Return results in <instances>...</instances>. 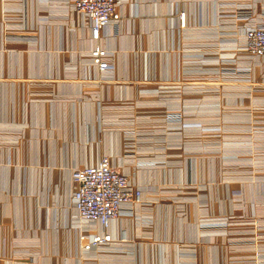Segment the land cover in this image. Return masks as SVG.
<instances>
[{
    "label": "crops",
    "instance_id": "1",
    "mask_svg": "<svg viewBox=\"0 0 264 264\" xmlns=\"http://www.w3.org/2000/svg\"><path fill=\"white\" fill-rule=\"evenodd\" d=\"M70 1L0 0V264H264V241L218 235L213 221L232 202L219 196L214 156L187 142L214 132L217 113L203 114V99H138L158 85L249 87L261 65L236 70L235 55L212 49L231 40L219 13L248 5L247 19L263 20L264 0H117L120 22L96 41ZM96 44L109 53L108 75L90 63ZM214 54L225 58L216 66ZM103 153L144 201L111 223L126 241L80 250L71 170ZM201 179L205 188L176 199L178 184Z\"/></svg>",
    "mask_w": 264,
    "mask_h": 264
},
{
    "label": "rangeland",
    "instance_id": "2",
    "mask_svg": "<svg viewBox=\"0 0 264 264\" xmlns=\"http://www.w3.org/2000/svg\"><path fill=\"white\" fill-rule=\"evenodd\" d=\"M222 59L225 58L219 56L217 63ZM240 63L241 59L235 55L233 63L235 69H239L240 66L237 65ZM256 65H261L262 72L260 76L255 74L250 76L249 87L237 85L238 83L230 88H216L214 85V87L198 88L181 86L174 90L184 89L181 90L182 93H165L168 87L158 85L152 88L154 93L148 89V93L140 94L138 99H190L191 102H194V99H203L202 105H198L201 106L202 113L208 115L217 113L219 124L214 132H209L210 128H208L205 129L209 130L208 132L204 130L197 133L195 136L197 140L187 141L197 148L198 153L214 156L217 170L212 174L218 179L219 196H225L227 190L232 202V212L218 216L213 222L218 225L217 232L220 237L254 239L257 243H262L264 241V85L259 84H264V68L262 63L255 59L249 60V69L256 70ZM237 80H242V77H235V81ZM205 125L209 126V124ZM210 143L214 148L207 147ZM209 173L206 166L201 168L200 174L203 180L209 176ZM203 180L201 179L199 184L196 182L178 184L176 199L190 200L191 192L199 189V186L206 187ZM231 224L235 226L234 229L226 228ZM258 250L259 246H256L250 251L255 255ZM249 260V256H244L235 259L234 264H248ZM238 261L240 263H237Z\"/></svg>",
    "mask_w": 264,
    "mask_h": 264
},
{
    "label": "built area",
    "instance_id": "3",
    "mask_svg": "<svg viewBox=\"0 0 264 264\" xmlns=\"http://www.w3.org/2000/svg\"><path fill=\"white\" fill-rule=\"evenodd\" d=\"M247 6L236 5L234 11L219 13V21H232L227 30L230 32L227 36H230L231 40L223 41L218 38L219 42L214 44L212 50L218 52L225 48L229 50L230 55H236L241 59L239 69L242 67L249 69L251 59L262 63L264 68V19H247L250 14ZM70 9L88 23L91 38L95 41L99 39L100 32L106 26L117 27L122 18L117 0H71ZM177 17L180 27H184L185 12L178 11ZM217 31L215 30L212 35L216 33L218 37ZM225 54L226 52L222 55ZM108 57V51L98 44L89 51L90 63L102 75H108ZM211 59H214L215 63L212 64L216 66V59L209 58ZM167 89L165 93L184 91ZM167 115H164V120H167ZM71 180L73 185L70 189V198L75 215L84 224L79 228V249L100 250L112 246L114 242L126 241L125 230H120L118 235H114L110 231V226L119 216L129 218L136 216V208L144 201L142 188L112 160L110 154L106 153L100 154L95 162L73 168ZM263 251L264 249L261 252Z\"/></svg>",
    "mask_w": 264,
    "mask_h": 264
}]
</instances>
